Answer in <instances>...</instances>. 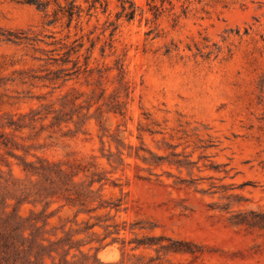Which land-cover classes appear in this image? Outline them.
<instances>
[{"label": "rangeland", "instance_id": "1", "mask_svg": "<svg viewBox=\"0 0 264 264\" xmlns=\"http://www.w3.org/2000/svg\"><path fill=\"white\" fill-rule=\"evenodd\" d=\"M41 2L0 0L1 264H264V0Z\"/></svg>", "mask_w": 264, "mask_h": 264}, {"label": "trees", "instance_id": "2", "mask_svg": "<svg viewBox=\"0 0 264 264\" xmlns=\"http://www.w3.org/2000/svg\"><path fill=\"white\" fill-rule=\"evenodd\" d=\"M26 3L29 5L35 6L38 9L45 10V8H46V4L42 3L41 0H26ZM126 16L129 19H132L134 16V11L132 10V12H130ZM12 250H14V245L12 242L9 241V237H4L0 234V254H7ZM4 262H8V260L5 259ZM0 264H1V262H0Z\"/></svg>", "mask_w": 264, "mask_h": 264}]
</instances>
